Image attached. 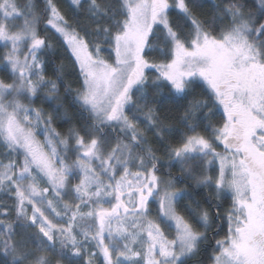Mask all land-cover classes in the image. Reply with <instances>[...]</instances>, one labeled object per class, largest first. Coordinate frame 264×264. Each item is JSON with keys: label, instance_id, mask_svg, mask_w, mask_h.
Segmentation results:
<instances>
[{"label": "snow or ice", "instance_id": "6c2138e0", "mask_svg": "<svg viewBox=\"0 0 264 264\" xmlns=\"http://www.w3.org/2000/svg\"><path fill=\"white\" fill-rule=\"evenodd\" d=\"M209 3L0 0V264H264V0Z\"/></svg>", "mask_w": 264, "mask_h": 264}, {"label": "trees", "instance_id": "16d2710c", "mask_svg": "<svg viewBox=\"0 0 264 264\" xmlns=\"http://www.w3.org/2000/svg\"><path fill=\"white\" fill-rule=\"evenodd\" d=\"M56 2L58 3V5L61 7L62 11L67 16L75 19V17H73V6L71 5V0H56ZM215 3H219V0H210L209 11L211 9V5L215 4ZM251 3H252V0H249V4H251ZM37 4L42 6L43 0H37ZM49 38L52 39L53 43H55V37H53L51 32L49 33ZM56 48H57V52L59 53V56H60V59H58L56 62L60 63L61 59H62L63 63L66 66H70V59H69L70 54L66 53L64 51V48L61 47L58 44L56 45ZM49 74H51V73H49ZM65 80H66L67 83L71 84V86L73 88L78 87V85L75 83L74 77H65ZM61 93L63 94V89H61ZM36 106L37 107H44L46 110L50 111V109L48 108L47 104H43V105L37 104ZM53 126L57 129V131H61V132L66 131V129L68 127L67 124L60 125L59 123H54ZM147 138H148L150 144L152 145V147L156 150V154L160 157L161 164L164 165V167H162L161 170H160L161 173L166 175L169 171H171L172 176H174V177L178 176L179 175V171H178L177 168L169 169L167 167L168 160H167V156L165 155V147H163L161 145V142L156 137H154L151 132H147ZM170 139H172V138H170ZM172 142L175 143V140H172ZM2 199H6V198H4L2 195H0V200H2ZM8 203L10 204L11 201H8ZM230 203L231 202L228 201V203L225 204V208H227ZM9 218H11V215H10ZM226 231H227V225H226V222H225L224 227H223V231H221L220 235L216 236L215 239L222 238L223 235H224V232H226ZM210 235H213V234L210 233ZM209 253H211V249H209Z\"/></svg>", "mask_w": 264, "mask_h": 264}, {"label": "rangeland", "instance_id": "374dc122", "mask_svg": "<svg viewBox=\"0 0 264 264\" xmlns=\"http://www.w3.org/2000/svg\"><path fill=\"white\" fill-rule=\"evenodd\" d=\"M53 127H54V126H53ZM39 138H40L41 140H43V136H41V137H39ZM218 150H221V149L218 148Z\"/></svg>", "mask_w": 264, "mask_h": 264}]
</instances>
